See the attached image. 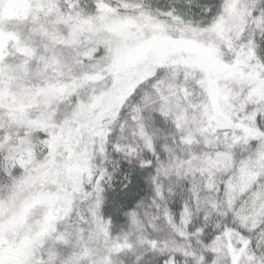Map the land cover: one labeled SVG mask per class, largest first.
<instances>
[{
  "label": "snow or ice",
  "instance_id": "6c2138e0",
  "mask_svg": "<svg viewBox=\"0 0 264 264\" xmlns=\"http://www.w3.org/2000/svg\"><path fill=\"white\" fill-rule=\"evenodd\" d=\"M0 264H264V0H0Z\"/></svg>",
  "mask_w": 264,
  "mask_h": 264
}]
</instances>
